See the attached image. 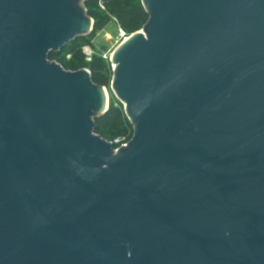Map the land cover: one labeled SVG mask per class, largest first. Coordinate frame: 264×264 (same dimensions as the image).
Instances as JSON below:
<instances>
[{
	"label": "water",
	"instance_id": "95a60500",
	"mask_svg": "<svg viewBox=\"0 0 264 264\" xmlns=\"http://www.w3.org/2000/svg\"><path fill=\"white\" fill-rule=\"evenodd\" d=\"M76 1L0 0V264H264V0H142L117 152L106 89L48 59Z\"/></svg>",
	"mask_w": 264,
	"mask_h": 264
},
{
	"label": "trees",
	"instance_id": "16d2710c",
	"mask_svg": "<svg viewBox=\"0 0 264 264\" xmlns=\"http://www.w3.org/2000/svg\"><path fill=\"white\" fill-rule=\"evenodd\" d=\"M85 9L87 15L94 21L93 31L87 36L79 37L64 49L51 52L48 59L72 72L88 69L94 84L110 88L113 79L110 62L97 53L91 62H87L82 47L86 45L93 47L92 41L97 33L112 22L119 25L128 35L137 33L147 23L149 14L142 0H87ZM68 54H71L69 60L66 59ZM115 101L119 105L114 102L104 115L95 119L94 133L108 141L118 137L130 140L134 134L133 124L120 103Z\"/></svg>",
	"mask_w": 264,
	"mask_h": 264
},
{
	"label": "rangeland",
	"instance_id": "374dc122",
	"mask_svg": "<svg viewBox=\"0 0 264 264\" xmlns=\"http://www.w3.org/2000/svg\"><path fill=\"white\" fill-rule=\"evenodd\" d=\"M76 9L78 11H80V13L82 14H86L85 12V0H77L76 1ZM120 29H122L119 25L115 24V23H110L103 31L97 33L95 39L92 41L93 47L86 45V47L88 46L89 48H91L94 53H97L98 55L104 57H107V61L110 62V57H112V54L114 53V51L123 43V38L121 37V31ZM112 30V31H110ZM90 34V33H89ZM89 34H86L84 36H87ZM83 52V51H82ZM67 59V57H66ZM69 60V59H67ZM113 71V70H112ZM105 91V95H106V102H107V106L110 107L114 102L116 103L115 100H117L120 105L123 107L126 115L129 118V115L127 113L126 107H125V103L117 96L114 88H113V79L111 82V86L110 88H106ZM116 105H119L116 103ZM106 106V107H107Z\"/></svg>",
	"mask_w": 264,
	"mask_h": 264
},
{
	"label": "built area",
	"instance_id": "2783aa9c",
	"mask_svg": "<svg viewBox=\"0 0 264 264\" xmlns=\"http://www.w3.org/2000/svg\"><path fill=\"white\" fill-rule=\"evenodd\" d=\"M120 31H121V37L123 38L124 41L126 39H128V37H130V35H128L123 29H120ZM82 51H83V53H84V55L86 57V61L87 62H91L92 58H93V56L95 54L94 51L91 48H89L88 46L87 47L86 46L82 47ZM70 58H71V54H68L67 55V59H70ZM103 58L107 60L106 56H104ZM110 58H112V57H110ZM110 65H111V69L114 70L115 69V65H114V63H113V61L111 59H110ZM86 70H88V69H86ZM130 140L126 139L125 137H118V138L114 139L113 141H109V142L112 143L114 151L117 152L122 147H125L129 143Z\"/></svg>",
	"mask_w": 264,
	"mask_h": 264
},
{
	"label": "bare ground",
	"instance_id": "6f19581e",
	"mask_svg": "<svg viewBox=\"0 0 264 264\" xmlns=\"http://www.w3.org/2000/svg\"><path fill=\"white\" fill-rule=\"evenodd\" d=\"M125 41H126V40H125ZM106 106H107V102H106V104H105V107H104V109H106V108H107Z\"/></svg>",
	"mask_w": 264,
	"mask_h": 264
},
{
	"label": "crops",
	"instance_id": "0c3cea01",
	"mask_svg": "<svg viewBox=\"0 0 264 264\" xmlns=\"http://www.w3.org/2000/svg\"><path fill=\"white\" fill-rule=\"evenodd\" d=\"M110 31H112V30H110Z\"/></svg>",
	"mask_w": 264,
	"mask_h": 264
}]
</instances>
